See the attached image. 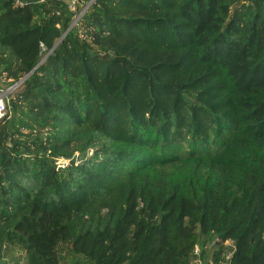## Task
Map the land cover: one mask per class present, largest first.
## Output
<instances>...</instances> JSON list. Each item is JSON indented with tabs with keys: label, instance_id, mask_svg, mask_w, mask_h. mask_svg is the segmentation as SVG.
<instances>
[{
	"label": "trees",
	"instance_id": "trees-1",
	"mask_svg": "<svg viewBox=\"0 0 264 264\" xmlns=\"http://www.w3.org/2000/svg\"><path fill=\"white\" fill-rule=\"evenodd\" d=\"M18 1L0 264H264V0Z\"/></svg>",
	"mask_w": 264,
	"mask_h": 264
},
{
	"label": "built area",
	"instance_id": "built-area-1",
	"mask_svg": "<svg viewBox=\"0 0 264 264\" xmlns=\"http://www.w3.org/2000/svg\"><path fill=\"white\" fill-rule=\"evenodd\" d=\"M22 2L23 1H21V0L18 1V3H20V4H22ZM91 2L92 1H88L86 3V8L83 11H81L80 13H78L79 15L77 14L75 16V18L71 24V27L78 24V21H79L81 15L90 6ZM69 7L73 11L76 10L77 9V0H70ZM42 49H43V51H46V47L44 45H42ZM49 52L50 51H48L47 53L44 54L41 61H44L46 59ZM24 81H25L24 78H22L16 82H14L7 89L0 88V119H2L8 113V106H7L8 95L19 90L23 86ZM67 162H68V160H65V159L58 160V163H67Z\"/></svg>",
	"mask_w": 264,
	"mask_h": 264
},
{
	"label": "rangeland",
	"instance_id": "rangeland-1",
	"mask_svg": "<svg viewBox=\"0 0 264 264\" xmlns=\"http://www.w3.org/2000/svg\"><path fill=\"white\" fill-rule=\"evenodd\" d=\"M85 8H86V5L83 6V8L80 10V12L83 11ZM80 12H79V13H80ZM78 15H79V14H78ZM9 85H10V83L7 82V81L4 79L3 76H1V77H0V88L7 89V88L9 87ZM226 244H227V245H230L231 242H230V241H227ZM212 245H213V243H212V244L207 243V244L205 245V247H204V248H205V251H206L207 253H209V254H210V252H211ZM65 248H66L65 246L62 247L63 254H65V255H67L68 257H70L71 255L68 254V251H67V249H65ZM199 248H200V247H198V248L196 249V252L199 251ZM25 255H26V253H25V251H24L23 249H21V248L18 247V246H13V247L9 248L7 258H8V260H9V262H10L11 264H15V263H17V264H27V262H26V258H25ZM198 264H201V261H198Z\"/></svg>",
	"mask_w": 264,
	"mask_h": 264
},
{
	"label": "water",
	"instance_id": "water-1",
	"mask_svg": "<svg viewBox=\"0 0 264 264\" xmlns=\"http://www.w3.org/2000/svg\"><path fill=\"white\" fill-rule=\"evenodd\" d=\"M21 1H27V2H28V1H38V0H21ZM78 2H79L81 5L84 4L83 0H78ZM30 74H31V73H29V74H27L25 77H23L24 80L27 79V78L30 76Z\"/></svg>",
	"mask_w": 264,
	"mask_h": 264
}]
</instances>
